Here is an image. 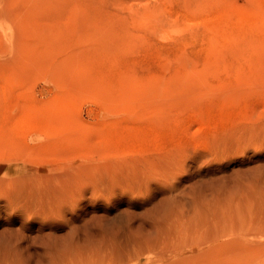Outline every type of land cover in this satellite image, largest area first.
<instances>
[{"label":"rangeland","instance_id":"1","mask_svg":"<svg viewBox=\"0 0 264 264\" xmlns=\"http://www.w3.org/2000/svg\"><path fill=\"white\" fill-rule=\"evenodd\" d=\"M0 264H264V0H0Z\"/></svg>","mask_w":264,"mask_h":264}]
</instances>
